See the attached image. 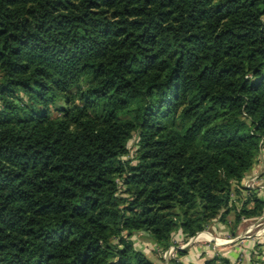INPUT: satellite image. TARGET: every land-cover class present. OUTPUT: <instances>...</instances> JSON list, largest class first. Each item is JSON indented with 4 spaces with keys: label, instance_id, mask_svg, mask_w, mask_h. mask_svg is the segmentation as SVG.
Returning a JSON list of instances; mask_svg holds the SVG:
<instances>
[{
    "label": "trees",
    "instance_id": "trees-1",
    "mask_svg": "<svg viewBox=\"0 0 264 264\" xmlns=\"http://www.w3.org/2000/svg\"><path fill=\"white\" fill-rule=\"evenodd\" d=\"M258 159L264 0H0V264H165Z\"/></svg>",
    "mask_w": 264,
    "mask_h": 264
},
{
    "label": "crops",
    "instance_id": "crops-1",
    "mask_svg": "<svg viewBox=\"0 0 264 264\" xmlns=\"http://www.w3.org/2000/svg\"><path fill=\"white\" fill-rule=\"evenodd\" d=\"M264 163L261 160H257V163L253 166L251 171L247 174L246 179L242 182V186L245 189V183L248 180L253 179L254 186L250 190H257L258 197L264 199ZM243 195L246 192H242ZM229 222V219H228ZM142 234V233H138ZM211 238H219L223 240L224 246L229 249L227 252L219 251L222 257L226 258L231 264H247L253 257L257 255H264V214L256 219L244 220L236 228L235 234L232 235L229 228L220 223L214 224L205 232ZM213 235V236H211ZM213 241H206L211 242ZM205 242V243H206ZM256 245H260L258 249ZM212 245H195L194 242L187 248V255L180 259L182 264H204L205 260L214 256L212 251ZM229 252V253H228ZM260 258V257H259ZM257 261L259 259H256ZM262 264H264V258L262 257ZM154 263H157L153 260ZM259 262V261H258Z\"/></svg>",
    "mask_w": 264,
    "mask_h": 264
},
{
    "label": "rangeland",
    "instance_id": "rangeland-1",
    "mask_svg": "<svg viewBox=\"0 0 264 264\" xmlns=\"http://www.w3.org/2000/svg\"><path fill=\"white\" fill-rule=\"evenodd\" d=\"M73 92H75V90L73 91ZM51 116L52 117H57V114L54 112V111H52L51 112ZM229 221L231 222L232 221V218H229ZM205 232H208V230L207 231H204V234H202V235H205V236H207V238L208 239H206L205 241L204 240H197V241H195L194 242V244L195 245H200V246H203V245H214V246H212V251H213V253H214V255H219V253H222V252H219V251H223V252H227V251H229V249H227L226 247H225V245L224 246H216L215 245V242H213V241H211V242H206V241H210V240H212V238L208 235V234H205ZM211 236H213V235H211ZM199 237V236H198ZM215 238H217V237H215ZM192 239V238H191ZM218 239V238H217ZM135 242H136V245L138 246V247H140V249H142V250H144V252H145V254H147V256L153 261H156L157 263H159L158 262V257H157V255H151L152 253H153V250L151 249V248H153L152 247V245H151V242H150V240H148L143 234H136L135 235ZM206 242V243H205ZM179 245H181V243H179ZM229 253V252H228ZM260 257V258H259ZM264 258V255L262 254V255H255L254 256V259H259L258 261H257V263L256 264H262V260H260L261 258Z\"/></svg>",
    "mask_w": 264,
    "mask_h": 264
},
{
    "label": "built area",
    "instance_id": "built-area-1",
    "mask_svg": "<svg viewBox=\"0 0 264 264\" xmlns=\"http://www.w3.org/2000/svg\"><path fill=\"white\" fill-rule=\"evenodd\" d=\"M253 182H254L253 179L248 180V181L245 183V187L248 188V189L252 188V187L254 186ZM142 234L145 236L144 233H142ZM202 234H204V232L198 234L197 236H195V237L192 238V239H189L186 243H184V244L181 243V245H178L177 247L172 246V247H170L166 252L162 253V258L164 259L165 264H168V260H169V259L175 257V250H176V248L179 249V250H183V249L187 248L190 244H192L193 242L197 241V240H198V236H200V235H202ZM212 239H213V242H215V245H216V246H220V245H222L223 242H224L223 240H221V239H219V238H218V239H217V238H212ZM218 240L221 241V243H218V242H217ZM204 241H205V240H204Z\"/></svg>",
    "mask_w": 264,
    "mask_h": 264
},
{
    "label": "bare ground",
    "instance_id": "bare-ground-1",
    "mask_svg": "<svg viewBox=\"0 0 264 264\" xmlns=\"http://www.w3.org/2000/svg\"><path fill=\"white\" fill-rule=\"evenodd\" d=\"M206 239H208L207 238V236H205V235H200L199 237H198V240H206ZM218 243H221V241H217Z\"/></svg>",
    "mask_w": 264,
    "mask_h": 264
}]
</instances>
